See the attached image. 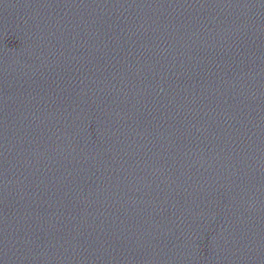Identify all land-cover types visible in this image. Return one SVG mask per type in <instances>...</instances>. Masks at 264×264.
<instances>
[{
	"label": "water",
	"instance_id": "obj_1",
	"mask_svg": "<svg viewBox=\"0 0 264 264\" xmlns=\"http://www.w3.org/2000/svg\"><path fill=\"white\" fill-rule=\"evenodd\" d=\"M0 264H264V141L0 81Z\"/></svg>",
	"mask_w": 264,
	"mask_h": 264
}]
</instances>
